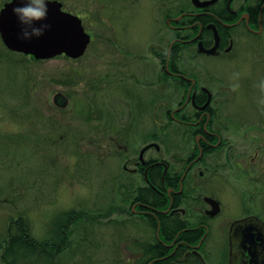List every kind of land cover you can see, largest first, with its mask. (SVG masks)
I'll list each match as a JSON object with an SVG mask.
<instances>
[{"label":"rangeland","instance_id":"obj_1","mask_svg":"<svg viewBox=\"0 0 264 264\" xmlns=\"http://www.w3.org/2000/svg\"><path fill=\"white\" fill-rule=\"evenodd\" d=\"M9 1L0 0V10ZM58 1L79 16L92 35L93 42L80 59L59 56L37 61L9 51L0 36V264L11 221L20 217L37 241H55L61 232L68 237L53 264H111L107 223L93 216L105 213L109 202L121 195L117 190L113 196L110 186L111 162L121 165V153L112 150L107 140L112 125L119 128L131 121L144 135L153 132L152 120L160 118L161 157L180 161L191 149L188 130L172 124L166 110L131 114L124 107L111 108L113 102L121 103L113 99L120 97V89L109 88L112 61L117 65L115 76L124 74L126 79L128 74L159 70L154 63H137L146 65L144 69L125 65L139 61L137 51L150 45L156 25L163 26L164 0ZM109 39L134 54L114 55ZM256 45L233 63L200 61L207 70L224 74L209 87L221 101L216 120L234 150L216 157L209 166L227 167L224 178L229 183L223 198L230 212L244 202L247 208L264 213V175L258 176L263 181L255 180L256 173L241 174L236 165L241 162L254 171L264 163L263 148L258 158L253 156L257 139L264 137V35ZM186 65L181 69L191 71ZM58 94L68 100L65 108L55 104ZM182 94L178 90L169 104L176 105ZM148 142L147 137L129 140L131 153L137 154ZM250 155L255 159L253 166ZM239 200L235 206L233 202ZM43 262L52 264L48 259Z\"/></svg>","mask_w":264,"mask_h":264},{"label":"flooded vegetation","instance_id":"obj_2","mask_svg":"<svg viewBox=\"0 0 264 264\" xmlns=\"http://www.w3.org/2000/svg\"><path fill=\"white\" fill-rule=\"evenodd\" d=\"M162 7L163 26L156 25L150 45L137 51L139 61L125 65L154 63L159 70L128 74L126 79L124 74L115 76L117 65L112 61L109 88L120 89V97L113 99L121 103L113 102L111 108L124 107L131 114L166 110L172 124L188 130L191 149L180 161L174 156L169 161L162 158L160 118L152 120L153 132L144 135L131 119L119 128L112 125L107 140L121 153V165L111 162L110 186L113 196L117 190L121 195L93 219L104 218L107 223L111 264H264V213L244 202L238 205L240 200L233 202L238 210L230 212L223 198L229 183L224 178L227 167L209 166L234 148L217 123L221 101L209 87L224 74L211 72L200 62L233 63L250 54L264 35V0H216L205 7L193 0H164ZM109 42L114 55L135 52L123 50L125 46L113 39ZM182 64L192 70L181 69ZM178 90L181 100L169 104ZM145 137L149 142L132 154L129 140ZM257 144L255 158L263 153L264 137ZM113 156L111 152V160ZM249 158L253 166L255 159ZM236 165L241 174L256 173L254 179L263 181L258 176L264 175V163L254 171L241 162Z\"/></svg>","mask_w":264,"mask_h":264},{"label":"water","instance_id":"obj_3","mask_svg":"<svg viewBox=\"0 0 264 264\" xmlns=\"http://www.w3.org/2000/svg\"><path fill=\"white\" fill-rule=\"evenodd\" d=\"M216 1V0H214ZM214 1L200 3L193 0L199 7H205ZM47 6L46 18L35 22L34 27L43 28L39 37L24 38L25 25L21 24L13 9L22 6L19 0L6 2L0 10V36L5 47L14 53L31 56L34 60H51L66 56L72 60L83 57L92 41L86 31L83 20L63 9V3L58 0H45ZM55 104L61 108L68 105V100L58 94ZM144 151L142 152L143 155Z\"/></svg>","mask_w":264,"mask_h":264},{"label":"trees","instance_id":"obj_4","mask_svg":"<svg viewBox=\"0 0 264 264\" xmlns=\"http://www.w3.org/2000/svg\"><path fill=\"white\" fill-rule=\"evenodd\" d=\"M8 235L10 238L2 255L3 264H45L44 259L53 264L68 242V237L63 232L55 241L35 240L21 217L11 221Z\"/></svg>","mask_w":264,"mask_h":264},{"label":"clouds","instance_id":"obj_5","mask_svg":"<svg viewBox=\"0 0 264 264\" xmlns=\"http://www.w3.org/2000/svg\"><path fill=\"white\" fill-rule=\"evenodd\" d=\"M20 7L13 9V13L18 17L21 24L25 25L24 38L31 36L39 37L43 33V28L34 27L35 22L42 21L47 15V6L45 0H19Z\"/></svg>","mask_w":264,"mask_h":264}]
</instances>
